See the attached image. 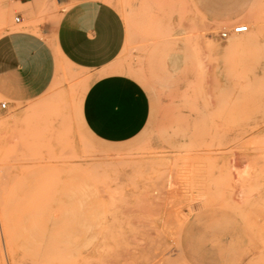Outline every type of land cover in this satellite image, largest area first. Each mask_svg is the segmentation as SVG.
Listing matches in <instances>:
<instances>
[{
  "label": "rangeland",
  "instance_id": "374dc122",
  "mask_svg": "<svg viewBox=\"0 0 264 264\" xmlns=\"http://www.w3.org/2000/svg\"><path fill=\"white\" fill-rule=\"evenodd\" d=\"M105 1L127 29L111 73L144 89L149 117L130 138L93 136L85 76L65 66L9 104L0 264H264V0ZM14 3L0 0V35Z\"/></svg>",
  "mask_w": 264,
  "mask_h": 264
},
{
  "label": "crops",
  "instance_id": "0c3cea01",
  "mask_svg": "<svg viewBox=\"0 0 264 264\" xmlns=\"http://www.w3.org/2000/svg\"><path fill=\"white\" fill-rule=\"evenodd\" d=\"M14 2L21 19L0 35V96L7 106L43 95L65 66L85 76L80 116L93 136L120 141L140 131L149 117L148 95L111 73L127 38L119 11L105 0H57L55 11L39 14L35 0Z\"/></svg>",
  "mask_w": 264,
  "mask_h": 264
},
{
  "label": "built area",
  "instance_id": "2783aa9c",
  "mask_svg": "<svg viewBox=\"0 0 264 264\" xmlns=\"http://www.w3.org/2000/svg\"><path fill=\"white\" fill-rule=\"evenodd\" d=\"M14 1H18V0H14ZM21 19L20 16L18 17H15V21L19 22ZM249 30V27L248 25H243V24H240V25H237V26H234L232 27L231 30H228V31H223L222 34H221V37L223 39H226L228 38L230 35L232 34H242V33H245ZM7 102L3 101L0 103V116L2 114V112L7 108Z\"/></svg>",
  "mask_w": 264,
  "mask_h": 264
},
{
  "label": "bare ground",
  "instance_id": "6f19581e",
  "mask_svg": "<svg viewBox=\"0 0 264 264\" xmlns=\"http://www.w3.org/2000/svg\"><path fill=\"white\" fill-rule=\"evenodd\" d=\"M248 31H249V30H248ZM248 31H247V32H248ZM245 33H246V32H245ZM242 34H244V33H242ZM236 35H239V34H236ZM235 45H238V43L236 42ZM26 261H27V260H26ZM30 262H31V261H30ZM30 262H29V263H30ZM26 263H27V262H25V261H23V260H19V261L17 262V264H26ZM32 264H36L35 261H32Z\"/></svg>",
  "mask_w": 264,
  "mask_h": 264
}]
</instances>
